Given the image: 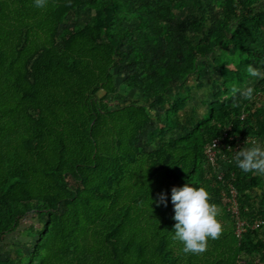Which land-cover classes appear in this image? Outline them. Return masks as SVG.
<instances>
[{
    "label": "trees",
    "instance_id": "obj_1",
    "mask_svg": "<svg viewBox=\"0 0 264 264\" xmlns=\"http://www.w3.org/2000/svg\"><path fill=\"white\" fill-rule=\"evenodd\" d=\"M249 65L264 72V0H0V243L26 237L0 264H264V176L233 160L264 144ZM202 78L216 100H196ZM214 138L240 145L212 163ZM185 183L222 210L201 255L172 239Z\"/></svg>",
    "mask_w": 264,
    "mask_h": 264
},
{
    "label": "clouds",
    "instance_id": "obj_2",
    "mask_svg": "<svg viewBox=\"0 0 264 264\" xmlns=\"http://www.w3.org/2000/svg\"><path fill=\"white\" fill-rule=\"evenodd\" d=\"M35 5L42 8L46 5V0H35ZM247 73L264 79V72L252 65L247 67ZM237 94L244 100L251 101L254 89L233 86L230 96L234 97ZM227 98L229 97H225ZM233 107H239V104L233 103ZM251 145L236 151L233 160L242 172L264 176V144L252 141ZM157 197L155 201L157 206L167 207L165 194L158 193ZM210 201L211 195L204 187L194 188L185 183L182 187L171 188V203L174 210L172 219L175 220L172 239L182 244V251L185 254H203L207 251L209 239L215 240L222 235V224L218 220L222 210Z\"/></svg>",
    "mask_w": 264,
    "mask_h": 264
},
{
    "label": "rangeland",
    "instance_id": "obj_3",
    "mask_svg": "<svg viewBox=\"0 0 264 264\" xmlns=\"http://www.w3.org/2000/svg\"><path fill=\"white\" fill-rule=\"evenodd\" d=\"M203 73L205 74H208L210 73V70L209 68H203ZM202 81L204 83L203 87L201 89H198L197 92H196V100H202L204 98H208V99H211V100H216L219 95H220V89H218L216 86H214L208 93V90H207V86L209 84V81L208 80H204L202 78ZM245 87V85H242L240 87V89H243ZM119 88H121V90H123V88L121 86H119ZM33 222V219L31 218V216H27L25 218L22 219L21 223H20V226H19V229L21 228H24L25 226L29 225L30 223ZM25 240L26 237H22L19 235L18 232H13L9 235L6 236L5 240L3 242L0 243V252H2V254L5 253L6 250H12V249H19L21 248L20 245L18 244L19 243V240Z\"/></svg>",
    "mask_w": 264,
    "mask_h": 264
},
{
    "label": "built area",
    "instance_id": "obj_4",
    "mask_svg": "<svg viewBox=\"0 0 264 264\" xmlns=\"http://www.w3.org/2000/svg\"><path fill=\"white\" fill-rule=\"evenodd\" d=\"M215 144V145H214ZM240 144H236L234 148L230 147L229 145L221 144L218 138H214L211 142L210 145L207 148L206 154L207 158L210 162L215 163L217 154L220 153V150L218 149L219 146L227 149V150H235L236 148L239 147ZM233 192V191H232ZM230 202L229 209L231 213L233 214V217L236 220V234L239 236L242 231H244V221L240 220L238 217V208L235 200L233 199H228Z\"/></svg>",
    "mask_w": 264,
    "mask_h": 264
},
{
    "label": "crops",
    "instance_id": "obj_5",
    "mask_svg": "<svg viewBox=\"0 0 264 264\" xmlns=\"http://www.w3.org/2000/svg\"><path fill=\"white\" fill-rule=\"evenodd\" d=\"M250 146H252V145H251V142H250V144L248 145V147H250Z\"/></svg>",
    "mask_w": 264,
    "mask_h": 264
}]
</instances>
